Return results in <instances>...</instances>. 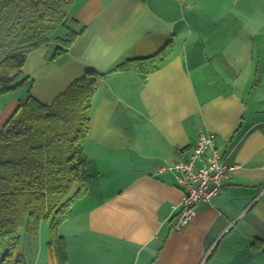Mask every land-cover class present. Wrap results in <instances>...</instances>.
I'll use <instances>...</instances> for the list:
<instances>
[{"label": "crops", "instance_id": "1", "mask_svg": "<svg viewBox=\"0 0 264 264\" xmlns=\"http://www.w3.org/2000/svg\"><path fill=\"white\" fill-rule=\"evenodd\" d=\"M220 1L228 14L212 15L209 29L203 0H77L70 47L57 42L67 37L60 29L27 56L22 75L29 81L0 96L1 133L29 96L50 105L86 73L108 74L84 144L88 193L59 229L65 264H264V62L254 54L264 46L237 43L241 19L264 26V0H249L246 14ZM170 43L167 61L145 82L135 72H112ZM58 48L66 52L53 61ZM201 133L215 134L221 160L238 168L175 231L184 187L171 167L189 158ZM51 239V223L43 221L18 253L26 264H61Z\"/></svg>", "mask_w": 264, "mask_h": 264}, {"label": "trees", "instance_id": "2", "mask_svg": "<svg viewBox=\"0 0 264 264\" xmlns=\"http://www.w3.org/2000/svg\"><path fill=\"white\" fill-rule=\"evenodd\" d=\"M76 2L0 0V96L29 81L22 69L31 52L48 46L70 22L76 25L69 20ZM77 36L67 29L66 39L57 42L69 48ZM173 48L170 43L158 54L128 60L112 72H135L145 82L165 64ZM64 52L58 48L53 61ZM107 75L86 73L50 105L29 96L2 129L0 264H26L18 249L25 236H37L43 221L51 223V247L59 262L66 263L67 247L59 229L71 218L73 204L88 193L89 162L84 144L92 102ZM75 185L78 190L73 193Z\"/></svg>", "mask_w": 264, "mask_h": 264}, {"label": "built area", "instance_id": "3", "mask_svg": "<svg viewBox=\"0 0 264 264\" xmlns=\"http://www.w3.org/2000/svg\"><path fill=\"white\" fill-rule=\"evenodd\" d=\"M215 141V134L201 133L189 158L181 159L171 167L178 183L184 187L182 211L173 227L175 231L184 229L195 219L201 203H212L238 168L221 160Z\"/></svg>", "mask_w": 264, "mask_h": 264}, {"label": "rangeland", "instance_id": "4", "mask_svg": "<svg viewBox=\"0 0 264 264\" xmlns=\"http://www.w3.org/2000/svg\"><path fill=\"white\" fill-rule=\"evenodd\" d=\"M249 0H236L234 1V12L235 10L238 11L241 14H246L248 11V2ZM261 5H257V8ZM262 10H264V3L262 4ZM205 14H209V18L206 20H203V22H206L209 24V29H214L215 25L213 23H216L213 20L212 15H216L218 13H224V15L228 14V3L227 2H221L220 0H203V5L199 9ZM198 10V11H199ZM226 17V16H224ZM223 27H225V21L223 22ZM240 32H239V38H237L238 45L241 46H248V45H259L264 46V26L263 21L258 22L257 20L253 21H245V23L240 21ZM262 48V47H261ZM260 50V49H259ZM210 53V51H209ZM256 56V61L260 63V65L264 62V52L257 51L254 53ZM213 79L214 76L212 77ZM225 85L223 87L219 88L215 86V90L219 91L222 89H225ZM227 89V88H226ZM25 91V90H24ZM23 90L21 92H24ZM242 93L243 91H240ZM28 96L26 95V98ZM1 256V255H0Z\"/></svg>", "mask_w": 264, "mask_h": 264}]
</instances>
